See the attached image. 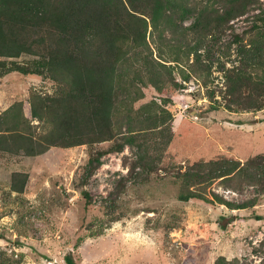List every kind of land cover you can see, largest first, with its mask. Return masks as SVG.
<instances>
[{"label":"trees","instance_id":"16d2710c","mask_svg":"<svg viewBox=\"0 0 264 264\" xmlns=\"http://www.w3.org/2000/svg\"><path fill=\"white\" fill-rule=\"evenodd\" d=\"M253 8L258 11L252 24L233 34L224 51L227 59L218 62L220 104L231 111L264 108L262 0H0V75L19 71L55 84L51 92L34 89L27 109L19 100L5 110L0 150L39 155L52 146L87 144L92 172L105 154L129 146L135 154L129 176L140 174L137 168L155 171L175 133L169 93L184 87L192 73L212 74L215 45L233 20ZM233 54L236 60L227 65ZM23 55L30 57L19 60ZM104 142L109 146H98ZM28 177L13 173L11 189L23 192ZM176 177L180 200L246 208L256 202H235L217 192L210 197L207 187L221 178L237 191L245 184L264 189V155L200 161ZM65 260L78 264L72 252ZM215 264L239 261L219 255Z\"/></svg>","mask_w":264,"mask_h":264},{"label":"rangeland","instance_id":"374dc122","mask_svg":"<svg viewBox=\"0 0 264 264\" xmlns=\"http://www.w3.org/2000/svg\"><path fill=\"white\" fill-rule=\"evenodd\" d=\"M257 11L232 21L211 54L216 61L212 74L192 73L184 87L169 93L175 133L155 171L137 168L140 174L129 176L135 159L129 146L105 154L92 172L87 144L52 146L39 155L0 150V264H67L68 252L78 264H215L219 255L239 264H261L264 189L245 184L237 191L221 178L214 180L207 187L210 197L217 192L235 202H256L231 208L201 198L180 200L176 177L178 170L200 161L264 155V108L231 111L220 104L218 63L227 59L224 51L233 34L249 28ZM235 60L233 54L227 65ZM175 73L182 81V74ZM34 89L51 92L55 84L19 71L0 75V116L19 100L27 109ZM16 171L29 174L20 193L11 189Z\"/></svg>","mask_w":264,"mask_h":264}]
</instances>
